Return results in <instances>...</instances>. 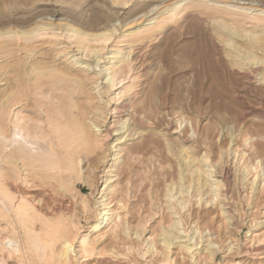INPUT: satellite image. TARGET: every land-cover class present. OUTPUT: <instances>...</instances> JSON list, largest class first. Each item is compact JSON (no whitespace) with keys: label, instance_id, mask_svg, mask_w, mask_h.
Wrapping results in <instances>:
<instances>
[{"label":"rangeland","instance_id":"rangeland-1","mask_svg":"<svg viewBox=\"0 0 264 264\" xmlns=\"http://www.w3.org/2000/svg\"><path fill=\"white\" fill-rule=\"evenodd\" d=\"M177 1L127 0L119 3L117 0H0V11H4L0 12L1 33L9 29L22 31L35 25L45 27L50 24L38 35L0 36V105L10 97L11 114L22 110L30 112V68L38 62L53 63L82 81L75 100L81 106L89 107L87 122L90 121L92 130L100 134L101 139L104 138L91 155L92 158L90 156L95 166L86 169L89 161H82V178L75 179L66 193L57 179L30 176L27 164L8 163L7 159L2 161L4 159L0 157L1 171L11 167L15 171L12 194L16 201L12 209L24 197H31L33 201L36 199L32 203L39 207H45L54 198L67 200L68 204L71 200L76 223H72V226L76 225L82 236L88 234L93 238L94 226L101 218L99 211L104 207L103 202L114 200L113 204L117 203L116 196L106 188L113 178L118 177L112 178V175H115L116 170L125 169L128 159L135 155L140 163L137 162L138 167L133 171L135 176L132 179L136 197H128L130 205H121L116 210L122 218L112 221L104 230L103 237L96 239L97 251L101 254L82 257L77 252V239L74 242L76 251L72 264H157V259L163 256L162 236L158 234L181 215H171V211L175 210L168 209V199L165 197L172 179L178 180L179 177V158L173 156L169 159L168 148L177 149L180 145H185L191 151L187 153L189 156L208 154L207 160L202 163L207 165L203 167L208 169L206 173H210V170L220 171L222 163H232L230 182L224 187H227L229 210L233 213L230 217L233 219L228 223V215L222 213L217 199L206 203L211 196V188L207 184L202 189V201L197 202L194 196L197 186L188 190L189 184L186 182L184 194L173 191L175 200H181L182 196L189 199L191 210L181 211L187 216L182 222L186 233L180 232L184 237L175 240L176 243L169 250L170 256L178 264H184L189 254L191 259L187 262L192 260L189 264H264V240L256 242L253 236L257 234L256 237H264V189L262 191L261 184L264 179V56L261 51L256 52L258 60H263L256 69L253 61L242 57V53L231 52L230 45L224 42V32L228 29L221 26L224 23L219 24L224 19L237 27L241 34L264 33V0L184 1L173 12V19H170L172 13L169 11ZM162 13V25L154 34H148L157 25L154 18ZM94 15L101 16L97 30L89 25ZM69 26L89 33L113 31L110 37L96 40L67 31ZM231 37L232 42L236 41L235 44L239 46L241 38L235 35ZM100 44L106 45L102 51ZM118 52H124L127 56L130 53L132 62L122 82L112 87L113 68L110 65L115 59L110 56ZM123 88L126 90L125 96L116 100L115 94ZM17 89L19 91L14 96ZM125 103H133L137 108L150 106L151 111L147 116L136 114L139 118H145L138 124L135 120L138 117L133 119L130 111L120 114L119 110ZM94 108L97 115L92 110ZM122 116L130 127L125 135L122 133L126 129L116 130ZM97 122L99 127L96 126ZM128 133L130 135L125 139ZM118 137L123 139L120 141L126 140L122 145L123 157L116 161V167H110ZM130 146H142L139 156L127 152ZM99 153L103 161L99 160ZM107 168L113 171L107 172ZM144 170L148 172L145 174ZM89 173L88 179L94 183L92 186L86 180ZM206 175L207 183L217 179L215 175ZM143 176L147 178L144 183L141 182ZM108 177L112 181L106 184ZM252 177L256 181L251 185ZM150 178H154L155 183L152 184ZM120 180L123 186L126 180L122 176ZM68 181L65 177L64 186L69 184ZM212 189L215 190L214 186ZM81 200L87 204L88 212L83 210ZM116 203L114 207L117 208L119 205ZM139 211L143 215L138 214ZM154 211L158 212L155 216H148ZM189 213H193V217L188 218ZM146 220L148 222L143 226ZM117 225L130 228L126 233L122 232L120 237L111 239L110 230ZM179 227L183 228V225ZM137 231L140 236L135 234ZM21 232L22 224L13 211L8 216H0V243L10 234L20 241ZM151 234L158 246L155 252L154 249L148 251L147 240L150 241ZM190 234L195 236L188 241ZM130 238L133 239V246L142 244L143 252L147 251L144 256L138 246L129 248ZM209 241H213L212 244L216 246L214 249L211 245L215 251L214 260L209 259L207 254V249L211 248L207 245ZM187 242L193 246L190 253L180 249V245ZM229 246L232 248L229 249ZM186 253L188 255L185 256ZM5 255L6 252L0 251L1 263L34 264L31 255L24 254V250Z\"/></svg>","mask_w":264,"mask_h":264},{"label":"bare ground","instance_id":"bare-ground-1","mask_svg":"<svg viewBox=\"0 0 264 264\" xmlns=\"http://www.w3.org/2000/svg\"><path fill=\"white\" fill-rule=\"evenodd\" d=\"M126 1L127 0H117V2L119 3H125ZM184 1L185 2L189 1V3L192 2V0H179L176 3H174L173 8L170 9L169 11V13H172L169 16L170 19H173V14H174L173 12L176 11L177 7L183 4ZM0 12H4V11H0ZM163 15L164 14L162 13L154 18L157 21V25L154 29L148 31V34H154L156 30L160 28V26L162 25L161 20L164 19ZM100 23H101V16L99 15H94L89 20L90 27L96 30L98 29ZM222 23L224 24L221 26L228 29V31H226L227 33L223 31L226 34L224 36V42L227 43V45H230L229 48L231 52H235V53L238 52V54L242 53L243 54V55L241 54L242 57L253 61V64H255L257 67L256 69H258L259 64L263 63L262 62L263 60L261 62L260 60H258V56L256 55V52L261 51V53H263L264 56V33L245 32L241 34L238 28L237 27L235 28L233 24H229L225 22L224 19H222V21H219V24ZM47 26L44 27L40 25H35L33 28H30L29 30H22V31L21 30L13 31L14 29L13 30L9 29L4 33L0 32V36L10 35V34L20 35V36L38 35L43 31H45ZM67 31L78 34L83 38L91 37L96 40H101L110 37V35H112L111 31L113 30H103L95 33H89L86 31H82L79 28L69 26ZM232 35H235L236 37L239 36V38H241L242 41L239 43V46L235 44L236 41L234 43L232 42L231 39ZM105 46H106L105 44H100L99 45L100 50L102 51L105 48ZM129 55L130 53L127 56V54L124 55V52H118L115 55L113 54L112 56H110V58L115 59L114 63L110 65L113 68V71L111 72L112 87L120 84L123 78L126 76V72L129 70L130 64L132 62V59H129ZM240 67H242L241 64ZM22 71H20V73ZM80 83H82V81L80 82V79H78L73 74H70V72L68 73L62 70L59 65L56 66L53 63H46V61L38 62L33 64L32 67L30 68V107H31L30 112H26L22 110L15 114H11L12 109H11L10 97H8L0 105V157L4 159L2 161H5V159H7L8 161L6 162L8 163L14 161L15 164H18L19 162L27 164L30 167V176H40L41 178H46V179H57L60 182L62 191L65 193L70 191L73 182H75L74 181L75 179L82 178L80 174L81 171L80 163L82 161L85 160L89 161V164L87 165L86 169L93 168L94 165L93 163L95 162L94 160L90 159V156L97 150L98 147H100V144L104 139V138L101 139L102 138L101 135L97 134V132H95L94 129H93L94 131L92 130L91 125L89 124L90 121L87 122L88 120L87 116L88 113L90 112L89 107L81 106L75 100V94L79 89ZM18 91L19 89H17L16 92L13 93L14 96L17 95ZM125 94H126V90H124L123 88L115 94L114 98L116 100H120L125 96ZM144 107L137 108L136 105H134L133 103H129V104L125 103L121 106L119 112L122 115L124 112L130 111V114H132V118L135 119V117L136 118L138 117L135 120L137 121L138 124L139 123L141 124L144 117L141 116L139 118V116H135V115L144 114L145 116H147L149 111H151L150 106L146 108ZM92 110L94 111V114L97 115V113H95V108ZM100 113L102 114V112ZM126 121L127 119H124L123 116L118 121V129L116 130L119 131L126 129L122 133V135H125L128 129L130 128L126 125ZM96 126L99 127L100 124ZM14 133L17 134L19 138H14ZM129 135L130 134L128 133L125 139H127ZM120 139L122 138L118 137L116 140L117 143H115L114 145L115 150L113 151V154L111 156L112 158L110 159L111 161H113V163L111 164L110 167H114L116 161L121 157H123L121 156V153L123 152L122 145L126 143V140L120 141ZM28 144H32L34 147L30 148L27 146ZM41 146H43V148ZM184 146L185 145H180L179 147H176L177 149H171L170 146H169L170 148H168L169 159H171V157L173 156L179 158V162H178L179 169L177 171L179 177L178 180L177 178H173L170 183V186L166 190L165 197L168 199L166 201V204L168 209L175 210V211H171V215H175V214L176 215L181 214V215H179L180 217L178 216L175 217L176 220H173V222H171L170 224L168 223L169 225L167 227H164L161 230V233L158 234L159 236H162L160 241H162L163 256L157 259V264H178L177 260L175 258H172V256H170L171 251L169 250L171 249V246H173L176 243L175 241L176 239H180L181 237H184L182 236L181 231H184L183 232L184 234L186 233V228L183 224L184 223L183 218L184 217L187 218V216L185 215V213L182 214L181 211L187 209L186 211L190 212L191 208H190L189 199L182 196L180 197L182 198L181 200L179 199L175 200V193L179 192V194L182 195L187 189L190 190L192 187L197 186L194 196L196 197L197 202H199L202 201V196L204 195L202 189L207 184L208 187L211 188L209 189L211 191V196L210 199L206 201V203H211L212 201L217 199L218 200L217 202H219L217 204H221L222 213H225L224 215L226 216L228 215L227 216L228 223H230L233 219L232 217H230L233 213L231 210H229L230 198L228 197L227 187L226 188L224 187L230 182V176L232 173V166H231L232 163L231 164H228V162L225 164L222 163V168L220 169V171L216 172L210 170V173H206L208 169L205 168L203 169V167L207 165L202 163L204 160H207L208 154L205 152V154H203L202 156L195 157L196 155L194 156L192 154L189 156V154H187L189 150L187 147L185 148ZM140 149H142V146H133V147L130 146V148L127 149V152L130 153L131 155H135L139 153ZM183 152L184 154L182 155ZM98 155H99V160H102L103 157L100 156V153ZM199 157L202 158L200 159ZM129 158H131V156H129ZM97 160L98 159L96 158L95 161ZM137 160L138 159L136 158V155L135 157H132L130 160L128 159V162L126 161L127 163L125 169L122 170L115 169L117 172L115 173V175H112V178L118 176L116 177V179L113 178L114 179L113 181L111 180L112 178L109 177L106 179V184L108 183V181H112L109 183V185L106 188L109 190L110 194H112L114 197L116 196L115 201H117V203L116 202L115 203L118 204L119 206L117 208L114 207L115 206V203L113 204L114 200L106 203L103 202L104 207L99 211V215L101 216V218L99 222L96 223V225L94 226L95 235L93 238H91V236H89L88 234L82 236L79 232L78 227L76 225L72 226V223H75V220L73 219L74 218L72 213L73 206L71 200L70 203L68 204L66 203L67 200L66 201L60 200L62 199L60 197L59 200L54 198L53 201L46 203L45 207H39L32 203L33 200L31 199V197L30 199L24 197L20 199V202L13 210L12 208L14 205V201H16L15 196L12 194V190L14 189L15 179H16L14 175L15 171L13 167L8 168L5 171H1L0 169V216H8L9 212L13 211L14 216L20 220L23 230V232H21L22 234H20V236L22 235L21 243H20L21 240L20 241L17 240L11 234L7 235V237L4 238L5 241L4 242L1 241L0 243V251L6 252V255L10 256V255H14L18 251L24 250V254L28 253V255L29 254L31 255V257L34 260V264H72L73 263L72 259L74 258L73 255L74 252L76 251L74 247V242L78 239L77 252L82 257H88L93 254H101V252L97 251L96 239L99 240L101 237H103L104 230L111 224L112 221H114L116 218L118 219L122 218V215H119V211L116 210L121 208V205L125 207H127V205H130L129 203L130 200L129 201L127 200L128 197L130 196L129 199H131L132 195L134 196L136 194V191H134L133 189L132 179L135 176V175L133 176L135 172L134 170L135 168L138 167ZM250 168H252V166ZM110 169H108L107 172L113 171V169L111 170ZM143 172L146 174L148 170H144ZM213 172H216V174L214 175L217 176V179H215L214 182L207 183L208 178L206 174H208V176L213 177L214 176L212 175ZM168 175H170V172H168ZM121 176L122 179L126 180L123 186L121 185V180H120ZM187 176L189 177V179L187 178L186 180ZM65 177L68 178L69 180L68 181L69 184L67 186H64L63 184ZM89 177H90V173L88 174L86 180L92 186L94 183L92 182L93 180L88 179ZM253 177L250 178V180L252 179L250 182L251 185L255 184L256 181V178ZM145 178L146 177L143 176L141 178V182L144 183ZM184 180L186 181L184 182ZM149 181H151L152 184L155 183L154 178H150ZM181 181H183L184 183L183 182L181 183ZM186 182L189 185H187V189L185 190L183 189V187ZM129 184H132V186H129ZM261 184H263L262 185V191H263L264 179L263 181H261ZM213 186L215 190L212 189ZM173 191L176 192L173 194ZM152 192L150 193V195L152 194ZM49 193L51 195V192ZM134 197H136V195ZM144 198L142 199V201L145 202ZM81 204L83 210L88 212V206L84 202V200H81ZM157 213H158L157 211H154L152 214L148 213L149 214L148 216H155ZM138 214H140V211L138 212ZM140 215H143V213ZM190 216L193 217V213L191 214L189 213L188 218H190ZM147 222L148 220L143 221L142 225L143 226L146 225ZM180 225H183V228L179 227ZM129 228L130 226H128V228L127 227L124 228L121 227V225H117L116 228H111L110 230V232L112 233L111 239L113 238L116 239L120 237L122 232L126 233L127 229ZM135 234L137 236H140V233L138 231L135 232ZM256 235L257 234L253 235L256 242L258 241L261 242L264 240V237L259 238L256 237ZM194 236L190 234L188 236V241H190ZM150 237H151L150 241H148L149 239L147 240V245H149L148 251H150V249L151 250L154 249L153 252L158 251V246L156 245V242L153 239L154 238L153 234H151ZM198 239H196L197 240L196 243L198 242ZM212 242L209 241L207 245L211 246L215 244V243L212 244ZM128 243H130L129 244L130 249H133L135 248V246H138L139 247L138 250L142 252L141 254L143 256L147 252V251L143 252V249L141 248L142 246L141 243H138L135 246H133L134 242L132 238H130ZM189 244L190 243L187 242L185 245H180V249H182L184 253L186 251L190 253L189 250H191L192 249L191 247L193 246H190ZM214 247L216 246L213 245V248ZM229 247H230L229 249L232 248L231 246ZM213 248L211 246V248L207 249L208 257L209 259L212 260L215 259V251L212 250ZM184 255L186 256L188 255V253ZM189 255L187 261L189 259ZM116 257H119V255H117ZM185 258L186 257H184L183 259ZM187 261L183 263L189 264L192 260L190 262ZM0 264H5V263L0 262Z\"/></svg>","mask_w":264,"mask_h":264},{"label":"snow or ice","instance_id":"snow-or-ice-1","mask_svg":"<svg viewBox=\"0 0 264 264\" xmlns=\"http://www.w3.org/2000/svg\"><path fill=\"white\" fill-rule=\"evenodd\" d=\"M14 138H19V137L17 136V134L14 133ZM26 144H27V141H26ZM27 146L30 148L34 147L32 144H28ZM41 147L43 148V146Z\"/></svg>","mask_w":264,"mask_h":264}]
</instances>
